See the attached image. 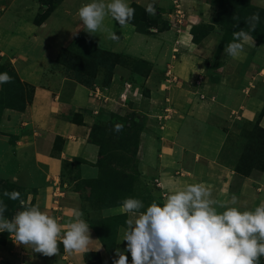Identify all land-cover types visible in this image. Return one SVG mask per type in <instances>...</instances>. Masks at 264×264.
<instances>
[{"label":"crops","instance_id":"obj_1","mask_svg":"<svg viewBox=\"0 0 264 264\" xmlns=\"http://www.w3.org/2000/svg\"><path fill=\"white\" fill-rule=\"evenodd\" d=\"M67 1L56 4L40 25L34 21L46 6L37 0H7V6H2L1 64L13 66L20 81L33 85L35 90L22 112L0 111L1 147H6L20 164L18 175L6 171L3 174L1 156L0 177L6 181L24 179L26 204L38 206L47 215L60 209L54 215L61 217L58 224L63 235L73 222L74 212L81 211L82 197L65 184L63 189L56 187L61 162L79 158L83 161L81 178L95 179L98 149L88 143L89 124L111 113L114 106H124L122 101L127 97V104L132 103L127 109L147 118L138 139L139 172L141 179H154L157 189L151 194L152 201L163 203L173 190L202 183L211 189L218 203L227 202L235 194L236 207L241 211L254 210L259 203L257 199L264 200V170L238 175L222 163V156L229 146L233 123L258 124L264 130V115L259 117L264 108V43L257 44L254 39L242 41L244 50L239 57L224 52L213 62L209 57L219 46L221 32L213 31L205 42L198 44L193 43L191 35L193 26L207 21L208 7L203 0H128L130 6L136 4L142 8L154 4L159 20L166 26L151 27L147 33H141L130 23L121 27L106 18V28L119 36L113 40L103 31L90 35L82 28L77 14H71L74 26L65 35L63 44L68 46L79 37L123 57V63L115 67L108 87L88 88L59 74L56 89L47 85L45 78L50 75L51 64L56 62L61 48L66 46L52 54L46 53L44 47L48 42L38 38L36 30L45 29L59 9L69 15V7H63ZM84 2L80 1V7L87 4ZM37 101H40L38 105ZM142 106L148 110L144 112ZM194 121H201L205 130L202 140L194 142L196 149L190 147L192 144L188 142L194 140L188 134L181 136L188 128L184 124ZM182 137L186 138L185 143H181ZM11 139L14 143L9 142ZM56 142H60L58 149ZM158 151L163 156L173 152V158L160 165ZM22 170L26 171L25 176L20 175ZM236 177L242 178V182L232 193V181ZM47 183H52L53 188ZM113 208H106L104 216H113ZM126 220L127 216L123 215L124 224L115 227L111 251L99 239V231L94 228L97 225L89 222L91 237L96 240L90 245L92 251L68 254L60 243L58 258L45 260L46 264H65L66 260L69 264H114L118 259L115 250L125 248L122 240ZM126 254L131 264V256Z\"/></svg>","mask_w":264,"mask_h":264},{"label":"clouds","instance_id":"obj_2","mask_svg":"<svg viewBox=\"0 0 264 264\" xmlns=\"http://www.w3.org/2000/svg\"><path fill=\"white\" fill-rule=\"evenodd\" d=\"M145 11L155 15L154 4L149 3ZM134 15L128 0H91L78 9L84 31L90 35L108 32L113 40L119 36L105 27V19L123 27ZM259 20V13L248 18L246 23L252 32ZM233 36L234 41L224 52L236 58L244 50L242 41L252 37L243 29ZM11 82L8 73H0V84ZM122 130V124L115 125L114 131ZM0 196L18 201L22 209L8 219L4 215L7 205L0 198V233L7 232L15 244L48 257L59 254L60 243L68 254L92 251L90 245L96 240L81 211L74 212L73 222L62 235L60 224L38 206H27L19 191L5 190ZM237 204L235 194L227 202L218 203L202 183L173 190L163 203L153 201L148 206L138 198L127 197L112 209L127 216L122 240L125 248L115 250L118 259L114 264H129L126 253L131 256V264H259L264 257V202L244 211Z\"/></svg>","mask_w":264,"mask_h":264},{"label":"rangeland","instance_id":"obj_3","mask_svg":"<svg viewBox=\"0 0 264 264\" xmlns=\"http://www.w3.org/2000/svg\"><path fill=\"white\" fill-rule=\"evenodd\" d=\"M6 1L7 0H0V12L2 6H7ZM37 1L39 4H42V1H47L48 3L47 6L39 11L36 15V21H34L35 23H38V21H40L46 15L49 8L55 5L56 0ZM80 1L81 0H68L63 7H69V15L64 14L62 9H59L56 11V14L54 15L52 21H48V26L45 29L36 30L37 37L48 42V44L44 47L46 53L52 54L59 47L67 46L65 45V43L63 44V39L68 31L74 26V21L71 14L76 13L77 19L79 18L78 9L80 7ZM85 1L86 2L84 3L91 2V0ZM251 3L264 8V0H251ZM205 4L208 7L207 21L204 22V24L202 23L203 25H201L200 28L196 30V34L198 38H201V42H199L203 43L215 30L224 33V35H222L221 37L219 36L220 42L218 48L215 50V52L213 51L214 53L209 57L210 60L212 59L213 62H215L216 58L224 53V48H226L229 43L234 41V32H225L223 26L214 23L212 20L213 14H215L216 11H221L222 9H224L223 7L219 8V5L213 1H205ZM183 9L184 7L182 6L181 10L184 11ZM219 14L221 15V12ZM157 15L158 14L156 13L155 15H149L147 12L144 13L147 29L151 27H163V21L159 20V16ZM236 20L240 23L247 24L245 19H238L236 17ZM228 21L229 24L232 22V20ZM207 31L210 32L209 35H207ZM104 33L107 34L108 32ZM222 39L223 45H221ZM71 49L72 52H75L76 55L89 57L90 59L85 60H88L90 62V66L93 65L92 68L90 66L86 68L88 70L86 76H81L82 84L89 88L108 87L109 84L103 82L102 70H99L97 67V64L101 60L100 56L103 55V52L100 53L99 49L97 50L95 46L86 44L85 41L81 39L76 40L71 46ZM1 63L2 62L0 61V64ZM94 66L96 70L94 69ZM51 70L52 71L50 72V75L45 79H47L48 81L47 85H52L56 89L59 83V74L64 75V77L66 78H71V76L75 77V73L73 71H66L57 63V61L51 64ZM9 71V74H11V71L16 74L13 66L11 65ZM18 79L20 80L19 77ZM35 84L42 83L35 82ZM72 84L73 83H71L70 81L69 85L71 86ZM22 85L24 86V90H27V95L30 94V97L32 99L35 90L34 86L26 82H22ZM38 102L40 101H37V105ZM122 102L125 103L124 106H114L111 113L107 112L98 119H93L92 123L89 124L90 132L88 143L95 145L98 149V157L95 164L98 169V176L95 179L81 178L80 167L83 164V161L81 159L73 158L71 161L61 162L59 182L56 187L63 189V186L65 184L67 188L80 192L82 197V202L79 203L80 210L83 213V219L88 224L89 222L102 223L103 221L105 223L111 222L112 224H115V226L118 224H124L123 215L114 214L113 216L111 215L105 217V209L108 207H117L120 202H122L123 199L127 197L138 198L144 202L145 206H148L151 203V197H153L152 195L155 192V189H157L155 188L154 179L150 181L141 179L139 172V142H137L139 133L138 130H141V128H143V125H145L147 118L144 115H140L136 112H131L129 111V109H127V107L132 104L129 101L127 104V97ZM160 102H163V100H160ZM140 108L144 112L148 110V108L144 106ZM134 118H137V123H133ZM117 124L123 125L122 131H114L115 125ZM184 125H187L188 128L186 129V133L184 131L181 132V136L188 134L187 136L191 138V141L194 140L192 142H188L192 144L190 145V147L196 149L197 147L194 146V142L198 143L197 140H202L203 133L205 132L203 123L201 121H194L191 124ZM1 134L2 133H0V135ZM230 136L231 137L228 144L229 146L226 148V150L223 151L222 163L225 166L235 170V174L238 175H251V173H255L256 170H264V130L258 128L254 124H249L248 122H236L233 123L230 127ZM12 139L14 141V137ZM12 139L9 142L14 143ZM1 140L2 139H0V157L2 156V158H4L3 174H5L6 172H10L18 175L20 169V164L18 163L19 159L11 156V152L6 147H1ZM180 141L181 143H185L186 138L182 137ZM251 142H254L257 153L256 151H254V148L251 149L249 147V143ZM211 143L212 142H204L205 145ZM258 144L261 145L260 149H258V147L256 146ZM59 145L60 142H56L55 149H58ZM172 153L168 152L167 156H163V153L158 151L156 153V157L159 164L162 165L164 164L162 163V161L173 158ZM27 167L28 166H25L24 168L26 169ZM163 169L165 168H162V170ZM23 172L26 171L22 170L20 172L21 176H25L26 173ZM241 179L242 178L240 177H236V179H233L231 186L232 193L236 191L238 183L240 181L242 182ZM52 183L51 185L47 183V185H50L51 187ZM26 185L27 184H25V181L22 178L20 180L18 179V181H6V179L0 177V194H2L5 190L9 192L15 190L19 191L21 194L20 198L25 200L27 195V191L25 193ZM0 198H3L5 204L7 205V211L4 213L6 218L11 219V217L14 216L16 212L22 210L18 201H12L2 196H0ZM257 200L259 201L258 205L264 202V200L261 202L259 199ZM26 205L30 206L28 204ZM60 211V209H57L53 213H48V216L52 215L51 217L54 218L58 223L61 217L54 214ZM114 235L116 236V229L113 236L111 234L109 237L115 238ZM52 257L58 258V255L48 257L40 253H35L31 250V248H26L23 245L15 244L9 237V234L7 232L0 233V264H46L45 260H49ZM65 262V264L70 263L68 262V260H66ZM260 264H264V257L260 258Z\"/></svg>","mask_w":264,"mask_h":264},{"label":"trees","instance_id":"obj_4","mask_svg":"<svg viewBox=\"0 0 264 264\" xmlns=\"http://www.w3.org/2000/svg\"><path fill=\"white\" fill-rule=\"evenodd\" d=\"M61 0H56L55 5L58 4ZM208 2H215L219 5V8L223 7L221 11H216L215 14L212 16V20L216 24H220L224 27L225 32H237L241 29H243L245 32H248L252 39L255 40L257 44L264 43V8L256 6L251 3V0H205ZM204 1V2H205ZM47 1H42L43 6H47ZM55 5L51 8H49L46 15L38 21V23H35L36 25H40L50 14V12L53 10ZM131 7L135 9V15L132 21L130 22L131 25L135 26L137 31L141 33H147V31L150 28H146V22L144 18L145 8H142L136 4H132ZM221 12V15L219 14ZM253 13H259L260 20L256 25V30L251 31V29L248 27L247 24L240 23L236 20V17L238 19H245L246 22L248 21V18L251 17ZM236 17H235V16ZM158 16V15H157ZM144 18V19H142ZM228 20H232V22L229 24ZM36 21V20H35ZM213 23V24H214ZM203 24L195 25L191 28V35H192V41L195 44L200 43L201 38L197 37L196 30L200 28V26ZM162 26L165 27V23H162ZM205 33V32H204ZM209 31H207V35H209ZM224 35V33H221V36ZM81 38H75L68 46L65 48H61L59 54L57 55L56 61L57 63L63 67L66 71L70 70L75 73V77H72L70 79L76 81L77 83L82 84L81 82V76H86L88 70L87 67L90 66V62L85 59H90L87 56L82 55H76L75 52H72L71 46L76 40H79ZM224 39V36H223ZM223 39L221 42V45H223ZM83 40V39H81ZM86 44H91V46H95L91 42H88L86 40ZM200 41V42H199ZM96 47V46H95ZM97 48V47H96ZM99 48H97L98 50ZM100 53L103 52V55L100 56L101 60L97 64V67L99 70H102L103 74V82L110 84L111 78L114 74L115 67L121 65L123 63V57L116 55L111 52L103 51L99 49ZM84 58V59H83ZM93 65L90 67L92 68ZM10 66L6 64H0V73H8L12 77L11 83H4L0 84V111H3L4 109H11L15 111L22 112L26 105L31 102L30 94L27 95V90H24V86L22 85V82L18 79L17 75L11 71V74H9ZM95 69V66H94ZM96 70V69H95ZM84 86V85H83ZM86 87V86H85ZM89 88V87H88ZM264 115V109L259 115ZM137 118L133 119V123H137ZM256 125V124H254ZM258 125V124H257ZM256 125V126H257ZM258 127V126H257ZM142 129V128H141ZM141 130H138L140 133ZM139 133H138V139H139ZM137 139V140H138ZM138 142V141H137ZM258 149H260L261 145H256ZM249 147L252 149L254 148V151L257 153V149L255 147L254 142L249 143ZM247 175V174H246ZM151 199V203H152ZM11 217V216H10ZM92 224H96L97 226L94 227L99 234V239L101 240L104 248L107 251H111L114 237L110 238L109 236L115 233V224L105 223L104 221L101 223L97 222H91ZM115 226V227H114ZM102 231V234L100 233ZM115 236V235H114ZM260 264V262H259Z\"/></svg>","mask_w":264,"mask_h":264}]
</instances>
